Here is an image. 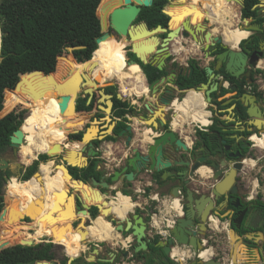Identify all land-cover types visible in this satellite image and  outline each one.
Here are the masks:
<instances>
[{
    "label": "water",
    "instance_id": "95a60500",
    "mask_svg": "<svg viewBox=\"0 0 264 264\" xmlns=\"http://www.w3.org/2000/svg\"><path fill=\"white\" fill-rule=\"evenodd\" d=\"M226 1L242 5L245 2V0ZM262 1L264 0H260V3L255 5V7L260 8ZM153 2L154 0H143L142 2L134 0L123 3V0H111L102 4L101 1L99 6L102 4L100 10L102 12L103 35L98 41L112 36L118 40L125 39L128 46H130V51L135 54L137 59L144 63H152L159 69H163L165 64L174 58V54L170 50L172 43L181 36L186 39L190 38L195 44L199 45L200 52L205 54V58H211L209 64L201 68L203 80L197 87V89L204 92L205 99L209 104L212 103V93H219V89L224 85V81L226 80L222 70L238 79H245L247 82L251 81L250 76L252 71L260 67L259 63L264 60V47H262L260 42L261 36L259 37L260 40L257 47H254V41H251L250 45H248V39L253 37V32H264L263 27L251 23L252 18L244 19L246 23L245 30L250 32L247 41L243 46L239 42L236 47H232L224 41L223 36L209 29L206 23L207 19L205 20L207 18L205 15L207 10H195L193 7L186 6L187 0H169L168 7L164 9V12L169 16L167 27H163L160 24L151 28L145 21L137 22L142 8L144 6H151ZM180 6L184 8L176 12L175 10ZM203 16L202 20L199 19ZM110 28L112 32H110ZM163 34L165 35L163 36ZM218 46L222 47L223 50L216 52ZM83 47L78 45L57 48V66L54 72L47 74L43 70L37 69L25 73L17 82L14 90H21L30 95L35 85L52 84L59 98L66 105V109L63 111L64 116L71 115L72 112H75L76 99L79 92L83 90V84L85 83L84 76L75 71V68L80 63L86 64L91 60L80 62L76 57L74 51ZM213 52H216V54L213 55ZM127 64H138V62L133 58L127 60ZM195 67L196 65L184 67L176 61L173 64V71L168 72L165 76L157 78L149 84L150 96L157 99L158 104H154L152 101L146 102L144 106L149 111V114L146 116L141 115L140 120L151 126V133L154 131H158L159 133L153 137L150 143L149 141H144V137L141 136L138 146H133L132 136L129 133L131 126L123 129L118 135L123 136L127 134L128 140L125 142V146L129 148L133 147L132 153L125 158L123 166L111 165L112 168H109L111 170L105 167L104 169L107 172L100 177L92 175L87 180L78 179L73 176L70 167L84 168L89 165L91 159L95 161L96 170L102 167L105 160L102 156H99L100 149L95 141L104 140L111 134L118 136L113 133L115 121L110 116L114 104V94L106 92L105 87L99 90L100 108L106 113L105 116L97 118L94 117L93 113L82 110L80 112L77 111L75 117L62 121L59 127L71 128L67 132L65 140L70 139L69 134L71 133L82 132V135L79 140H71V143L78 142L80 144V147L77 149H68L65 144H56L52 149L45 152L50 157L62 156L60 163L53 164L55 168L53 172L61 168L68 179V186L59 192L60 203L56 205L57 216H52V221H55L56 218L64 217L69 205L73 207H71V214L77 215L78 218L74 220L68 219L65 224L66 227L74 228L79 226L78 224L88 226L100 215L109 217L112 215V207L109 204L110 199H107L108 193L111 194L113 200L117 199L118 191L123 193L122 188H113V183L121 181V184L126 183L132 187L138 175L143 171L150 173L161 172L162 176L159 179L160 183L158 182V185L162 187L166 186L169 195L175 198L183 197L184 199L183 215L170 228L167 237L159 238L158 245L163 248L165 253L164 261L170 258L174 261V264H182L180 259L175 260L172 256L173 248L179 246L191 247L194 254H197L192 258H186L187 262L185 264H223L222 260H216L212 256L207 259L198 256V254L207 251L205 240L207 232L210 229L208 223H210V217L215 215V210L216 217H229L231 220L233 218L235 225L229 230V242L233 246V251L226 263L238 264L241 255L249 253L251 247L246 240L248 238L251 240V236L241 234V229L250 230L249 221L255 215L253 213L256 212L248 211V209H234L238 208L239 204L232 202V196L228 192L229 187L235 182L236 178L242 177L246 160L233 159L236 156L235 153H229L228 157H226L225 152L231 146H224L227 139L223 137L219 130L214 131V134H216L219 142V147L216 150L220 154L214 159L210 157L196 158L197 153H193V145L189 146L185 139L170 126L171 121H168V111L174 109L176 113V109L173 106L174 100L180 101L176 93L187 92V89L181 90L178 85L174 86V82L179 75L191 76ZM55 74H57L60 82L55 79ZM224 87L236 91V94L239 92L238 84H234L229 80L228 84L224 85ZM84 90L86 93H89V102H91L95 90L90 85ZM116 97L124 100L122 93H117ZM227 102H234L228 108V118L234 122L246 124L249 129H252L251 127L258 128L261 134L264 135V101L260 102L259 97L252 93L249 88H246V91L241 95H234ZM239 102L244 107V110L238 105ZM241 130L243 131L244 128H241ZM24 140L25 134L20 127L11 135V145L14 147L15 153L18 152V148L23 144ZM53 152L56 153L53 154ZM178 152L181 153L176 154ZM3 162L5 165L0 166V169H4L9 165L7 160H3ZM46 162L48 160L42 163ZM202 166L209 168L210 172L207 170L206 175H208L209 180H215V184H213L209 192L198 193L192 186V180L196 179L197 171ZM33 176L39 181L42 179L41 165H39L38 171ZM208 179H202V181L207 183L206 180ZM9 180L10 177L7 176L6 181ZM183 187H185V190ZM223 201L234 207L225 214L222 213V208L216 206ZM36 202L43 205L42 200L37 199ZM93 207H96L99 211V215L96 217L92 215L91 210ZM38 211L37 209L34 212L31 211V213L28 211L20 217V220L24 221L27 217L33 220L32 213ZM45 216H48V213ZM78 220L80 222L75 225V222ZM110 222L120 234H131L135 241L133 249L135 253L141 251L153 252L149 248L148 220L140 213L138 207L134 208L132 215L127 214L122 218L112 217ZM52 237L53 239H58L61 237V234H57L54 231ZM86 240L84 239L81 242ZM35 244V240L25 242V245L28 246ZM255 250L260 257L257 246ZM99 252L98 245H93L90 250L93 257L87 258L92 263L88 264H98L96 255ZM121 253L115 254L112 252V258H99V261L117 262ZM128 254L129 251L126 250L123 255L128 256ZM82 255V252L76 256L68 255L66 264H72ZM137 258L140 260V255ZM155 262H160V259L155 258ZM39 263L57 264L47 261Z\"/></svg>",
    "mask_w": 264,
    "mask_h": 264
},
{
    "label": "trees",
    "instance_id": "16d2710c",
    "mask_svg": "<svg viewBox=\"0 0 264 264\" xmlns=\"http://www.w3.org/2000/svg\"><path fill=\"white\" fill-rule=\"evenodd\" d=\"M101 1L102 0H0V30L2 33L0 44V159L6 156L11 149V135L15 130L21 127L24 118V109L21 108L30 109V114L26 120L35 114H50L49 116H52L46 118L42 116L35 117L31 124L32 127L29 131H26V136L36 135L50 124L57 125V122H61L56 126L58 129H71L59 127L63 120L69 119H57V106L52 98H58L59 96L52 84H45L42 86L35 85L30 95L21 90L7 89H14L21 76L25 73L37 69L43 70L47 74L54 72L57 66L56 50L59 47L84 46L82 49L75 50L74 53L80 62L90 60L93 56V52L98 49V44L96 42L97 38L103 35V21L100 8L102 4L111 0H103L102 4L99 6ZM259 3L260 0H245L242 17L252 18L251 23L264 28V14L260 13L259 7H255V5ZM192 4L196 6L198 3L192 2ZM168 5L169 0H154L151 6H144L142 8L137 22L145 21L151 28L160 24L163 27H167L169 16L164 12V9H166ZM179 10L180 9L177 8L175 11L177 12ZM164 35L165 34H163V36ZM254 38L257 39V36H254ZM246 41L247 39H243L240 45L243 46ZM257 44L258 42L255 40L254 47H256ZM117 50H119V52L121 51L120 43L115 44L111 52L107 54L111 58L112 65L99 66L95 71V79L99 82L113 79L116 72L122 67V60L117 54ZM222 50L223 48L218 46L216 52ZM216 52H213V55L216 54ZM133 58L137 60L149 84L157 78L165 76L169 72L166 67L159 69L152 63L140 61L133 52L129 51L128 59ZM88 63L83 64V66H86ZM188 63L189 65H196V67L191 76L179 75L177 77L175 84L178 85L181 90L196 88L203 80V74L201 73L202 67L199 61L195 58H191ZM142 71L140 70L138 72L137 78L145 82ZM262 72H264L262 69L257 68L255 73L253 72V74H251L250 79L255 80L254 75ZM222 73L225 75L226 80L238 84L239 95L246 91L248 83L245 79H238L225 73L224 70H222ZM105 74H109L106 79L100 77ZM55 79L60 82L57 74H55ZM251 85L252 91L258 97H262V92L258 90L257 85ZM146 89L148 91L147 85ZM224 89L225 88L222 89V92L225 91ZM19 91L26 100L19 95ZM106 91L112 92V89L108 87ZM147 91L143 92V94L147 93ZM216 94L217 92L212 93L214 100H212V102L220 106V103L215 99ZM114 98L117 102L115 104L116 116H122L128 121L126 115L135 108L129 101L118 99L116 95ZM27 101L34 107V112L33 107ZM238 105L244 110L241 103H238ZM85 109L92 112L97 108L91 106L87 107L86 98H81L78 109L75 108V112H72L71 115H76L77 111L80 112ZM220 123L225 124V121L215 117L214 123L210 128L220 130ZM125 127L126 123L123 122L121 126L114 129L113 133L118 135ZM200 133L203 134L204 132L200 131ZM81 135L82 132L71 133L69 134V138L71 140H79ZM65 138L66 134L59 135L55 145L63 144ZM105 139L116 141L118 136L111 134ZM95 142L100 144L102 140H96ZM49 159H51V157L48 154H40L38 159L34 160L32 164L22 168L25 170L24 173H16V176H18L22 184L29 183L33 174L38 171L40 163ZM70 171L75 178H82L85 180L92 175L97 177L101 175V172L95 169L94 159L90 160L88 166L84 168L70 167ZM160 175L161 172H156L157 177ZM7 176H12L11 171L8 170V168L0 169V264H28L38 261L66 264L68 256L65 253H58L56 251L57 246L54 243H49L45 247L38 244L35 247L37 250L36 253L33 247H27L23 244L28 240H37L41 236H47V234L43 232L49 233V236L52 237L55 231L57 234L60 233L61 237L55 240L53 239V242L62 243L68 253L71 242L75 240L81 241L91 234L98 232V229H93L84 237H80L77 231L82 227L86 228L84 224H78L79 226H76L77 228L66 227L65 224L68 219L74 220L78 218L77 215L71 214L73 207L71 206V208L70 205L66 217L56 219L55 221L49 218L57 209V204H53L52 200L57 199L60 201L59 192L65 189L68 183L67 176L64 172L60 171V174L57 173V178L56 175H52L56 178V181L52 186L46 188L43 193L41 190L31 186L24 192L21 199L12 197L9 187H6L5 197H2ZM25 193L30 194V196ZM123 193L124 194L121 192L119 193L118 199L124 202L131 200L130 197L127 196L130 194L128 190H124ZM37 198L43 202H47L46 213H43L38 206H35V209L30 208V203ZM25 207L29 213H31V211L34 212L36 209L39 210L38 212L32 213L35 218L30 224L23 223L20 220V217L26 213ZM111 207L113 212L123 217L129 212L124 205ZM117 208L121 210V213ZM91 211L92 215L95 217L99 214L96 207H93ZM47 213L49 217L45 216ZM103 217L104 216H101L97 222L93 221L92 224L99 226ZM51 223H53V225H51ZM22 227H35V232L30 233L27 230H23ZM70 232L71 235L69 239L71 242L67 239ZM158 242V236L150 238L149 248H151L153 252L141 251L136 253V256L140 255L141 259L144 260L143 264H174V261L170 258L164 261L165 253L163 248L158 245ZM155 258H159L160 262H155ZM81 259L83 258H78L72 264H77Z\"/></svg>",
    "mask_w": 264,
    "mask_h": 264
},
{
    "label": "crops",
    "instance_id": "0c3cea01",
    "mask_svg": "<svg viewBox=\"0 0 264 264\" xmlns=\"http://www.w3.org/2000/svg\"><path fill=\"white\" fill-rule=\"evenodd\" d=\"M228 4H229V7H232L233 10L236 9L235 12H234L235 16H237L236 15L237 13H240V14L243 15V12H242L243 8H242L241 4H236L235 2H233V3L232 2H228ZM185 5L194 8L191 0H187ZM198 5H199V9H201L202 11L207 10L208 14L206 13L205 14L206 16H208L209 14H212L211 9L208 8V7H205V5L203 3V0H199ZM238 5H240L242 9ZM183 8L184 7H181V6L179 7L180 10L183 9ZM194 9L197 10L196 8H194ZM262 11H264V8L260 7V13H262ZM206 19L207 18H205V20ZM206 23H208V22H206ZM207 25L209 27V24H207ZM239 30H241V29H239ZM242 30H245V29H242ZM234 33L235 34H233V36L230 37L232 40L235 39L237 37L235 35H238L240 32L239 31H235ZM218 35L222 36L224 34L221 33V34H218ZM248 36L249 35H247L243 39H247ZM258 36H260V33H257V39H255L256 41L260 40ZM241 41H240V43H241ZM170 50L174 54V58H173V60L167 62L165 64V66H164V67H166L169 70V72L173 71V64L176 61L179 62V64L181 66L187 67L189 65L188 61L191 58H195V59H197L199 61L200 66L203 67V66L208 65L209 62H210L209 60L211 59V58H205V54L200 52L198 44H195L190 38L186 39V38H183L182 36L179 37L178 39H176L172 43ZM122 60H124V59H122ZM259 64H260V67H258V68H260V69H262L264 71V60H262ZM123 67L126 68L125 66H122L121 69ZM256 70H257V68L252 71V74H253V72L255 73ZM263 76H264V72L254 75L255 80H251L250 79L251 81L247 82L248 85L246 86V88H249L250 91L252 93H254L252 91V88H251L252 85L251 84H255V85H257L258 90L262 91V89H264V81L262 79ZM227 84H228V80H225L224 81V85L226 86ZM224 85L219 89V93L216 94V98H215L217 100V102L220 103V106H218L219 104L217 105L214 102H212L210 104L211 106H213L212 109L215 112V115H216L215 117H218L220 120L225 121V124H222V123L219 124V127H220L219 131L222 134H224L225 132L223 131L222 128L225 126L227 128H231L230 130H232V131H236V132L240 131L241 132L242 131L241 128H244L245 124H243V123L240 124L239 122H234L233 120L228 118V108L234 102H232V103H228L227 102L228 99L229 98H233L234 95L235 96H239V92H238V94H236L237 93L236 91L229 90L226 87H224ZM174 86H176L175 82H174ZM223 88H225L224 89L225 91L222 92ZM147 93H148V91H147ZM147 93H145V94H147ZM145 94H142V95H145ZM132 95H136V94H132ZM137 96H139V95H137ZM222 96H223V98H221ZM262 97H264V93H262ZM150 98H151V100H147V102L148 101H152L154 104L157 103V99H155L153 97H150ZM203 98L205 99V96ZM189 100L190 101L191 100L195 101L197 99H195L193 97V98H190V99H186L185 102L183 101L181 103H188ZM212 100H213V98H212ZM195 102H198V101H195ZM134 108H135V106H134ZM177 115H178V113L177 114L175 113V117ZM201 116L202 115H200V117H198L199 119H197V120H194L193 118H191L189 121L184 123V125L188 124V123H193L194 124L192 127H189V128H187L184 125L183 126H179V125L175 126L173 124L176 128L180 127L178 129H175V128L174 129L177 131V133L182 138L185 139V141L189 144V146L193 145V141H194L196 133H200V131L205 132L214 123V118L215 117L212 118V115L209 116V123H208V121L205 122L206 120H204ZM173 119H175V118H173ZM138 122L141 123L140 120ZM136 129L137 130H135V132L138 133L139 128L137 127ZM147 129H149V128H147ZM158 133H159L158 131H156V132L154 131L153 133H150L149 135L153 139V137L156 136ZM140 135L141 134L139 133V137L137 139H136V135H135V138L133 139V145L138 146V144L140 143V140H139ZM138 140H139V142H138ZM150 142H152V141H150ZM69 143H71V139H68V140L64 141L65 145L69 144ZM99 149H100V152H101V156L105 160L104 168L106 167L107 169L112 168L111 165H113V166H123L124 163H125V158L128 156V154H127L128 149L126 148L123 139L122 140L119 139V140H116V141L104 139L100 143ZM143 149H145V148H143ZM180 153L181 152H178L176 154H180ZM38 156H36L35 159H37ZM250 160H254V159H250ZM259 161H260V159H259ZM249 165H251V166H249ZM204 168H206V167L204 166ZM257 168H258V170H256ZM206 169L209 170V168H206ZM97 170L101 172L100 176H102L103 174H105L107 172L106 169H103L102 167L100 169H97ZM109 170H111V169H109ZM258 171H261V167H259V163L258 162L250 161L249 163L247 162L245 164V169H244V172L242 174V178L247 181L248 186H249L250 191H251L252 194H255V193H258V192H260V194H264V185L263 186L260 185V180H259L258 177H254L253 178L254 174H256V176L258 175ZM208 172H210V170ZM151 174L152 173L147 172V171H143L142 173H140L138 175L137 179L135 180V182L133 183L132 187H130L126 183L121 184V181L115 182L112 185L113 188H117V189L118 188H122L123 191L124 190H128L129 193H130L129 196L131 198V200H129L128 202L133 201L135 203L134 208L138 207L140 213H142L146 218H149V212L157 204V201L154 198H152L151 195H154V194H159L160 196L161 195H165V196L169 195L166 186L165 187L164 186L163 187L159 186L155 182V180L154 181L151 180V178H150ZM205 175H206V173H205ZM205 175L202 174L200 171H197L196 180H198L200 182V180H202V179H204V180L208 179V175H206V176ZM209 175H211V173H209ZM262 175L264 176V174H262ZM196 180L194 181V183H196ZM67 186H68V184H67ZM144 186H146L147 190H145V192H141V188L142 189L145 188ZM119 192L120 191H118L117 195H119ZM122 194H124V193H122ZM131 194H134L136 196V200L133 199V195H131ZM107 197H108L107 199H110V202L112 201V203H113L112 205L113 206H120V205L124 204V201L121 200V199H118V196H117L116 200H113V197L111 196V194L108 193ZM57 202L60 203L59 200H57ZM174 206L176 207V202H175V204L173 205L172 208H175ZM128 209H129V207H128ZM127 214L132 215L133 211H129ZM110 217H111L110 221L112 220V217L120 218L117 215V213L113 212V211H112V215ZM21 222H24V221H21ZM90 224H88V225H90ZM229 230L230 229H228L226 226H225V230H221L215 224L210 225V229L207 232L206 240L209 241V244H208L207 247L209 248V251L211 252V256H213V258H216L217 256H219V251H218L219 241H218V237H217L218 231H222L225 239H227L229 241ZM224 231H225V234H224ZM147 233H148L149 239L150 238H154L153 233L151 231L147 230ZM103 238L106 239V240H97L96 238L89 237V238H87L86 241L82 242L83 248L81 249L80 252L83 253V255L81 256L83 259H81L79 262H77V264L92 263V262H89L87 260V258L88 257H93L92 254L90 253V250L92 249L93 245H98V248H99V251H100L99 254L96 255V261H98V264H143L144 260L141 259V258H140V260H138V258H137L138 255L136 256V253L133 250L134 246H135V241H134L133 237L131 236V234H129V233L120 234L114 228L109 233L104 234ZM45 239H47V238L45 237ZM39 241H40V243H38V244H41L43 247L47 246L49 243H55V242H53V237H51V236H50L48 241L44 240V239L39 240ZM35 245H32V246H35ZM32 246H29V247H32ZM128 246H130V247L128 248ZM229 248H230V256H231L232 255V251H233V246L230 245V242H229ZM126 250L129 251L128 256H124L123 255ZM180 250H181V248H179V247L173 248V253H175V255H173V253H172V255L173 256H178V255L181 256V254L179 253ZM112 252H114L115 254H118V252H122L121 255L119 256L117 262H110L109 263V262L99 261V258L100 259L112 258V256H111ZM65 254L68 256V253L66 252V250H65ZM248 255L249 254H244L243 253L241 255V258L238 260L239 261L238 264H249ZM255 255H257V257H259V255H258V253L256 251H255ZM28 264H32V263H28ZM38 264H44V263H38ZM259 264H264V263L261 262Z\"/></svg>",
    "mask_w": 264,
    "mask_h": 264
},
{
    "label": "flooded vegetation",
    "instance_id": "af4514ba",
    "mask_svg": "<svg viewBox=\"0 0 264 264\" xmlns=\"http://www.w3.org/2000/svg\"><path fill=\"white\" fill-rule=\"evenodd\" d=\"M110 32H112L111 28H110ZM257 33H260V36L262 37L260 42L262 44V47H264V43H263L264 42V32H262V33L257 32ZM252 36H250L252 38L248 39V41H249L248 45H250L251 41L255 42L254 36H257V34L255 33ZM260 36H258V37H260ZM230 40H232V39L230 38ZM225 42L228 43L229 41H225ZM129 51H130V48H129ZM127 60H129L128 59V53H127V58L122 60V66L127 62ZM94 78H95V74H94ZM105 90H107L106 87H105ZM109 93H112V92H109ZM115 95L116 94H114V96ZM96 96H97V100H96ZM89 97H90L89 93H86L84 88H83V90L81 92H79V95L76 99V108L78 109L81 98H86L87 107H90L91 105H93L97 101V103H96L97 109L94 111L96 113H93L94 117L101 118L102 116H105L106 113L100 108L99 90L97 89L94 91V95L91 99V102H89ZM190 98H192V96L188 95L187 99H190ZM113 101H114V104H113V109H112L110 116H111L112 120L115 121L114 129L121 126L123 124V122L126 123L125 128H127L128 126H131V131H129V133L131 134L132 141H133V139L135 138V134H136V132H135L136 128L132 125V123H131L132 121L130 122V120H132V119L130 116H128V114L126 115V117L128 118V121H126L124 119V117H122V116H116L115 104L117 102L115 101L114 97H113ZM259 101L260 102L264 101V97H259ZM174 102H175V100H174ZM202 102L203 101H198L196 103L201 107V110L199 111V113H197L198 117H200V115H202V114L208 116V110L205 109V106L202 105ZM178 104H179V102L177 104H175L174 107H176V105H178ZM175 109H176V112H178V109L177 108H175ZM134 110L131 111L130 113L133 114ZM140 111L143 114H139V116H141V115L146 116L149 114V111L145 108V106L143 109H140ZM168 117H169L168 121L171 120L169 113H168ZM207 121L208 120H206L205 122H207ZM140 124L144 125V126L139 128V131H141L142 134H144V132L147 128H151V126L143 123L142 121ZM87 125H89V123H87ZM125 128H123V129H125ZM251 128L252 129H249V127L246 124L244 125V130L241 132L240 131H238V132L232 131V130H230L231 128H227L225 126L222 128L223 131L225 132L222 135L224 138L227 139V142L224 144V146H226V145L231 146L230 149L225 152L226 157H228L229 153H235L236 154V156L233 157V159H235V160L236 159L237 160L238 159L247 160V159H252L253 157L256 156L255 150H256L257 145H256V143H254L255 139H253V137L262 136L263 134H261V132L258 128H254V127H251ZM214 131H216V130L209 128L203 134L202 133H196L195 134L194 143H193V153H197L196 158L210 157L211 159H214L217 157V155L220 154V152L218 150H216V148L219 147V142H218L216 134H214ZM61 134H64V133H61ZM141 136L143 137V135H141ZM58 137H59V135H58ZM119 139L120 140L123 139L124 144H125V142L128 140L127 134L123 135V136L118 135L117 140H119ZM96 144L99 147L100 144H98V143H96ZM133 146H135V145H133ZM126 148L129 149V154H131L133 147L129 148L126 146ZM201 148H203V149H201ZM48 150H50V148L49 149H42L41 148L40 152H46ZM11 151L14 152V154L18 153V152L15 153L14 147L12 145H11V149L9 150V152H11ZM9 152L7 154H9ZM6 156H4V157H6ZM99 156H101V152H100ZM259 159H260V161L261 160L264 161V154ZM202 163H204V162H202ZM53 164L54 163L51 160L46 162V163H42L41 164V174L45 173L46 175H52L51 173L53 172ZM17 167H18V169L16 168V170H18V171H16L15 174L23 171V169H22L23 165H19ZM20 168H21V170L19 171ZM102 168L104 169V163L102 164ZM24 171H23V173H24ZM55 174H56V178H57V173H55ZM161 176H162V173L159 177H157L156 172H154L150 175V178L153 181L155 180V182L158 184L159 179H161ZM12 180H13V182L19 183L22 190H28L31 186H33L35 188H39L43 193L46 188L52 186L51 184H47L46 180H44V179H43L44 183L38 181V179L36 177H34L31 182H29L25 185L22 184L21 181L15 177H12ZM195 180L196 179L192 180V186H193L194 190L198 193L209 192L211 190L213 184H215V180H212V179L206 180L207 183L203 182L202 180H200V182L198 180H196V183H194ZM183 189L185 190V187H183ZM228 192L232 196V202L235 204H239L238 208H234L231 204H228L226 201L218 203L216 206L223 209V212H222L223 214H225L226 212H228L230 209H233V208L236 210L248 209V211L256 212V213H253L255 215L249 221L250 230H245L242 228L241 234H248L251 236V238H250L251 240H249V238L246 240L249 242V246L251 247V250L248 253L249 254L248 255L249 264H259L261 262L264 263V194H260V192L252 194L250 191V188L248 186L247 181L240 176L237 177L235 182L229 187ZM232 193H234V194H232ZM117 209L121 213V210L119 208H117ZM214 213L216 215V210L214 211ZM66 214H67V211H66ZM118 216H122V215H118ZM217 217L219 219V224H218L219 229L225 230V226L228 229H231L233 226H235L233 223V218L231 220L229 217H220V216H217ZM25 220L32 222V220L29 217H27ZM91 225H92V223H91ZM208 226L210 228L209 223H208ZM256 227H258V228H256ZM98 230H99V228H98ZM224 234H225V231H224ZM47 236H49V234ZM217 237H218V241H219V244H218L219 256H217L215 259L216 260H222L223 264H227L226 262H228V257L230 256L229 241L227 239H225L222 231H218ZM56 243H59V242H56ZM256 246L258 248L260 257H257V255H255ZM203 258H206V257H203Z\"/></svg>",
    "mask_w": 264,
    "mask_h": 264
},
{
    "label": "bare ground",
    "instance_id": "6f19581e",
    "mask_svg": "<svg viewBox=\"0 0 264 264\" xmlns=\"http://www.w3.org/2000/svg\"><path fill=\"white\" fill-rule=\"evenodd\" d=\"M142 1L143 0H138V2H142ZM207 1L208 0H205L203 2L204 5H206ZM128 2H132V0H123V3H128ZM191 2H193V3L197 2L198 3L199 0H191ZM197 6L199 7L198 4H197ZM241 6H242V8H244L245 2H244V5L241 4ZM206 7L211 9L213 19H215L216 21H218L219 23H221L224 26V30L222 32L224 35H222V36L224 38V41H229L227 44H229L230 46L236 47L239 44V42L249 34L248 31H245L243 33L239 31L240 32L239 35H237V37L235 39L230 40V37H232L234 32L238 31L239 28L238 27H232L233 24L231 23V21L228 20V15L230 16V14L234 13L236 9L233 10L232 7H229V4H227L226 1H224V0H211L210 4L206 5ZM199 10H201V9H199ZM101 37L102 36L98 37L96 40V42L98 44V49L93 52V56H92L90 62L86 66H83V64L80 63L76 67V71H78L79 74H82L83 76H85L86 81H88V84L94 90H97V89L100 90L103 87V85L101 84L102 82L100 83L98 80H96L94 78V74H95V71L97 70V68L99 66L112 65L111 58L107 54H109L111 52V50L115 44L120 43V46H121L120 53L122 55H119V57L121 60L126 59L125 48L128 45V43L125 39L118 40L117 38H115L113 36L107 37L105 39H101L100 41H98V39ZM0 44H1V30H0ZM123 66H125L126 68H122V69L120 68V70L118 72H116L115 77H114L118 81H120V83H121L120 86L122 88L121 91L123 92V94L139 95V93L142 91V89H143V92H145V89H146L145 82L137 78V74L141 70L140 65L139 64L128 65L126 62L125 65H123ZM108 75L109 74H105V75L100 76V77L106 79L108 77ZM104 81H106V80H104ZM111 82L112 81H107L106 85L111 84ZM187 95H191L192 98L194 97L195 99H197L195 101H203L202 105L205 106V109H206L207 102L203 98V95L201 92H198L196 90L191 89ZM20 96L24 98V96L22 94ZM52 100L54 102H56L57 119L58 120L71 119V118L76 116V115L64 116L63 111L66 109V105L64 104V102L59 97L58 98L57 97L52 98ZM195 101L191 100L188 103H179L178 105H176L175 108L178 109V112H177L178 115L173 120V124L175 126H178V125L183 126L184 123L189 121L191 118H193L194 120L199 119L197 116V113H199V111L201 110V107L198 104H196L197 102L195 103ZM177 103H178L177 101L173 102V106H175V104H177ZM49 115L50 114H35V115H32L29 119H27L23 123V126L21 129H22L23 133L25 134L26 140H28L27 141L28 144H22V147H21V153H22L24 163H29L32 159H34L36 157V153L37 152L39 153L41 151V148L42 149L52 148L54 146L56 139H57L59 134H61V133L67 134V132L71 130V129L59 128V131H58L57 130L58 128L56 127L55 124H50L45 129L41 130L38 134L26 136V131H29L30 128L32 127L31 124H32L33 120L35 119V117H39V116H42L44 118L52 117ZM201 117L204 120H209V117L204 115V114H202ZM146 135L147 134H145V136ZM29 137H31V141L29 140ZM144 138H146V137H144ZM256 138L257 137L255 136V141H256ZM148 139H149V137H148ZM146 140H147V138H146ZM146 140H144V141H146ZM257 140L260 144L259 146L264 147V135L262 138H258ZM149 141H151V140H149ZM79 147H80V144L78 142H73V143L67 144L68 149H77ZM248 163H249V161H248ZM249 166H251V165H249ZM59 170L61 172H63V170L61 168H59ZM207 170L208 169H206V168H204V166H202L199 171L205 175ZM33 178H31V180H33ZM43 179L46 180L47 184H51V185H53V183L56 181V178L54 176L46 175L45 173H42V179L40 180V182L44 183ZM8 183H9L8 187L11 190V196L16 198V199H21L23 197L24 193L22 192V189H21V186L19 185V183L13 182V180H11ZM37 199H39V198H37ZM37 199H35L33 202L30 203V208L35 209L36 208L35 206H38L40 210L46 211L47 202H43V205H40L39 203L36 202ZM109 204L112 206V204H113L112 201L109 202ZM123 205L128 211H133L135 203L133 201L124 202ZM128 205H130V206H128ZM128 207H129V209H128ZM176 207H177V205H176ZM25 212H27L26 207H25ZM81 216H83V215H81ZM101 216L102 215L98 216L94 220V222H97L101 218ZM34 218H35V216L33 215V219ZM101 223H102V225H101V227H99L97 234L93 233L84 239H87L89 237L96 238V236L99 237V235L103 236L104 234L109 233L112 229H114L113 225L107 219H105V217H103V220ZM84 239H82V240H84ZM81 241L75 240L69 245L68 255L76 256L80 253V251L82 249L81 245H80V244H82ZM203 253H205V255L203 256V257H206L205 259H207L208 257L211 256L210 251H204Z\"/></svg>",
    "mask_w": 264,
    "mask_h": 264
},
{
    "label": "rangeland",
    "instance_id": "374dc122",
    "mask_svg": "<svg viewBox=\"0 0 264 264\" xmlns=\"http://www.w3.org/2000/svg\"><path fill=\"white\" fill-rule=\"evenodd\" d=\"M205 0H203V2H204ZM210 1L211 0H208L207 2H206V5H208V4H210ZM224 1H226V0H224ZM102 2H103V0H102ZM227 2V1H226ZM227 4H228V2H227ZM206 5H205V7H206ZM240 8H241V6L240 5H238ZM260 7H263L264 8V1H262V3L260 4ZM194 8H196L197 10H199V7L196 5V6H194ZM242 9V8H241ZM202 11V10H201ZM208 14V13H207ZM262 14H264V11H262ZM232 16V17H231ZM210 17V18H209ZM238 17V18H237ZM204 18V16L203 17H201V18H199V19H203ZM238 19V20H237ZM207 24H209V28L210 29H212L215 33H217V34H221L222 32H223V30H224V26L221 24V23H219L218 21H216L215 19H213V17H212V14H209L208 16H207ZM228 20L229 21H231V23L233 24H231L232 25V27H238L239 29L241 28V29H245V21H244V18L242 17V14H240V13H237V16H235L234 15V13H232V14H230V16L228 15ZM221 24V25H220ZM238 31H240V32H245L244 30H238ZM257 34V32L255 31V32H253V34ZM235 34V33H234ZM249 34H250V32H249ZM248 34V35H249ZM239 35V34H238ZM235 36H237V35H235ZM129 48H130V46H126V48H125V51H126V58H127V53H128V51H129ZM191 48V47H190ZM124 68V67H123ZM141 71H142V69H141ZM142 74L144 75V78H145V83H146V85L147 86H149V83H148V81H147V78H146V76H145V74L143 73V71H142ZM84 78H85V76H84ZM262 79H263V81H264V76L262 77ZM107 81H112L111 82V84H109V85H107L106 86V82ZM101 83V82H100ZM120 83V81H118L116 78H113V79H109V80H106V81H103L101 84L103 85V87H106V88H108V87H110L111 89H112V93L113 94H117V93H122L123 94V92L121 91L122 90V88H121V83ZM261 85V84H260ZM89 86V84H88V81H86V78H85V83L83 84V88L85 89V88H87ZM193 90H196V91H198V92H201L202 93V95H203V97H204V92L203 91H201V90H199V89H197V87L196 88H192ZM14 90V89H13ZM191 89H187V92L186 93H183V92H177L176 93V96L177 97H179L180 98V101H177V99H175V101H177V102H185V100L188 98V92L190 91ZM262 93H264V89H262V91H261ZM6 93H7V91H6ZM19 93V95H21V92L19 91L18 92ZM143 94V89H142V91L139 93V96H137V95H129V94H123V98H124V100H126V101H129L130 102V104L131 105H133V106H135V110H134V113L133 114H128V116H130L131 117V119L132 120H130V122L132 123V125L135 127V128H140V127H142V126H144V125H141L138 121L140 120V116H139V114H143V113H141V111H140V109H143L144 108V104L147 102V100H151V96H150V93H149V89H148V93L147 94H145V95H142ZM141 95V96H140ZM221 98H223V96L221 97ZM205 101H206V99H205ZM28 102V101H27ZM189 102H190V100H189ZM207 102V101H206ZM29 103V102H28ZM96 103H97V101L93 104V105H91V107H96L97 108V106H96ZM196 103V102H195ZM30 104V103H29ZM156 104H158V103H156ZM31 105V104H30ZM32 106V105H31ZM33 107V106H32ZM212 107L213 106H211L209 103H207V107H206V109L208 110V117L210 116V115H212V118L213 117H215L216 115H215V112H214V110L212 109ZM21 109H24V112H23V114H24V118H23V121H22V124H21V128H22V126H23V123L25 122V120H26V118L29 116V114H30V109L29 108H21ZM21 109H19V110H21ZM85 111H90V110H88V109H85ZM210 111V112H209ZM33 112H34V107H33ZM92 113H96V112H94V111H92ZM168 113H169V115H170V117H171V124H170V126L171 127H173V128H175V129H178V128H180V127H175L174 125H173V118H175V111H174V109H171V110H169L168 111ZM177 113V112H176ZM141 121V120H140ZM61 122H57V125L56 126H58V124H60ZM208 123H209V120H208ZM207 123V124H208ZM194 124L193 123H188V124H185L184 126H186L187 128H189V127H192ZM146 129V128H145ZM58 130V129H57ZM137 130V129H136ZM59 131V130H58ZM149 131V132H148ZM156 132V131H155ZM139 133L141 134V135H143V137H146L147 138V140H146V138H144V140H146V141H149V140H151L152 141V138L150 137V133H151V129L149 128V129H146L145 130V132H144V134H142L141 133V131H138V133H136L135 135H136V139L139 137ZM145 134H147L146 136H145ZM60 135V134H59ZM141 135H140V137H141ZM149 137V139H148V137ZM263 137V135L262 136H258L257 138H256V141H257V147H256V150H255V153H256V156L255 157H253L252 159H254V160H250V159H247L246 160V163L249 161H252V162H258L259 163V167H261V171H258V175L256 176V174H254L253 175V178L254 177H258L259 178V180H260V185L261 186H263L264 185V176L262 175V174H264V161L263 160H261V161H259V158L260 157H262V155L264 154V148L263 147H261V146H259L260 144H259V142H258V138H262ZM57 140V139H56ZM28 140H26V137H25V140H24V142H23V144H28V142H27ZM31 141V140H30ZM138 142H139V140H138ZM150 142V141H149ZM55 145V144H54ZM21 147H22V144H21V146L18 148L19 150H18V153L17 154H14V152H9V154H7V156L6 157H2L1 159H0V166H3V165H5V163L3 162V160H7L8 162H9V166H7L6 167V169L8 168V170H10L11 171V173H12V176H11V178H10V180L9 181H6V184H5V187H4V193H3V195H2V197L4 196L5 197V190H6V187L8 188V185H9V183L8 182H10L11 180H12V177H15V178H17L18 180H19V178L17 177V176H15L16 174H15V172L16 171H18V170H16V168L18 169V167L17 166H19V165H23V167H27V166H29L30 164H32V162L34 161V160H37V159H32L29 163H24V161H23V157H22V153H21ZM53 148V147H52ZM52 148H50V149H52ZM43 153H45V152H37L36 153V156H38V155H40V154H43ZM56 152H53V154H55ZM126 153V152H125ZM127 154H129V149H128V151H127ZM126 154V155H127ZM129 156V155H128ZM53 161V163H60L61 161H62V156L61 155H58V156H51V159H49L48 161ZM245 163V164H246ZM42 164V162L40 163V165ZM54 166H53V171H54ZM21 170V168L19 169V171ZM256 170H258V168L256 169ZM24 171V170H23ZM23 171L21 172V173H23ZM55 173H59L60 174V170L58 169V170H56L55 172H53V175H56ZM52 174V173H51ZM34 176H32L31 178H33ZM21 181V180H20ZM32 181V180H31ZM30 181V182H31ZM37 189H39V188H37ZM40 190V189H39ZM26 190H22V192L24 193ZM120 193V192H119ZM130 195V194H129ZM129 195H127V196H129ZM131 195H133V199L134 200H136V196L134 195V194H131ZM130 197V196H129ZM55 199H53L52 200V203L54 204V203H56V204H59L58 202H57V199L54 201ZM43 211V213H46V211H44V210H42ZM55 217V216H57V209H56V212L55 213H52V215H50V217H49V215H48V217L50 218V219H52L53 217ZM67 216V214H65V216L64 217H66ZM52 217V218H51ZM119 217H122V216H119ZM110 216L109 217H105V219H107L108 221H110ZM56 219H60V218H56ZM55 219V220H56ZM57 221H60V220H57ZM80 221L78 220V221H76L75 222V225H77L78 223H79ZM23 223H32V222H30V221H24ZM51 225H53V223H51ZM79 225H82V224H79ZM100 226H96V225H94V224H90L89 226H86V228H84V227H82L81 229H79L77 232H78V234H79V236L80 237H84L85 235H87L88 233H89V231H91V230H95V229H98L99 227H101V225H102V223H100L99 224ZM77 228V227H76ZM22 229L23 230H27V231H29L30 233H34L35 232V227H22ZM71 229V228H70ZM43 233H45V234H49V233H47V232H43ZM70 235H71V232H70V234H69V236H68V240L70 241ZM45 237L47 238V239H45ZM49 238H50V236H41V237H39L37 240H35L36 241V243L38 244V243H40V241L39 240H42V239H44V240H49ZM96 238H97V240H106V239H104L103 238V236L102 235H99V237H97L96 236ZM71 242V241H70ZM72 243V242H71ZM36 244V245H37ZM54 244H56V246H57V248H56V251L58 252V253H60V254H62V253H65V247L62 245V244H60V243H54ZM24 246H27V247H29L28 245H25V243L23 244ZM36 245L35 246H32L33 247V249L35 250V253L37 252V250H36ZM81 245V248H83V246H82V244H80ZM39 262H43V261H38V262H32V264H38ZM26 264V263H25Z\"/></svg>",
    "mask_w": 264,
    "mask_h": 264
},
{
    "label": "built area",
    "instance_id": "2783aa9c",
    "mask_svg": "<svg viewBox=\"0 0 264 264\" xmlns=\"http://www.w3.org/2000/svg\"><path fill=\"white\" fill-rule=\"evenodd\" d=\"M254 143L257 142L254 141ZM64 144V143H63ZM145 188H141V192H145ZM152 198H154L157 201L156 206L149 212V218L148 219V231H151L153 233V236H158L159 238L167 237L169 235L170 228L176 223L177 219L183 215L184 213V199L183 197L175 198L171 195H159L154 194L151 195ZM179 201V207L172 208L176 201ZM210 225L215 224L218 226L219 219L215 215L210 217ZM207 243L206 249L209 251V248L207 247L209 244L208 240H205ZM130 246H128L129 248ZM179 247V246H176ZM181 250L179 253L181 256H173L175 260H181L182 264H185L187 261L186 258H192L197 254H194L191 247H179ZM198 256L202 257L201 254H198ZM213 257V256H212Z\"/></svg>",
    "mask_w": 264,
    "mask_h": 264
},
{
    "label": "clouds",
    "instance_id": "9594fccd",
    "mask_svg": "<svg viewBox=\"0 0 264 264\" xmlns=\"http://www.w3.org/2000/svg\"><path fill=\"white\" fill-rule=\"evenodd\" d=\"M117 54H118V55H122V54L119 52V50H117ZM145 91H147V89H145ZM253 139H255V137H253ZM29 140H31V137H29ZM18 190H19V189H18ZM25 194L30 196V194H28V193H25ZM179 203H180V202L177 200V201H176V205H177L178 207H179ZM173 255H175V253H173ZM201 255L204 256L205 253L202 252Z\"/></svg>",
    "mask_w": 264,
    "mask_h": 264
}]
</instances>
